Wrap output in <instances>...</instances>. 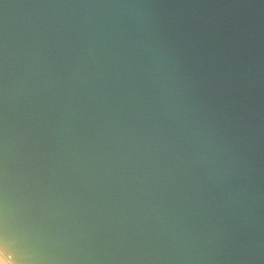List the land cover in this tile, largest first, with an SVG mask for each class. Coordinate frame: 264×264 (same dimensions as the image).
<instances>
[{
    "label": "clouds",
    "instance_id": "1",
    "mask_svg": "<svg viewBox=\"0 0 264 264\" xmlns=\"http://www.w3.org/2000/svg\"><path fill=\"white\" fill-rule=\"evenodd\" d=\"M0 264H264V0H0Z\"/></svg>",
    "mask_w": 264,
    "mask_h": 264
}]
</instances>
